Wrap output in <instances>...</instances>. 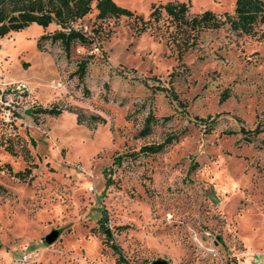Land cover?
<instances>
[{"label": "rangeland", "instance_id": "rangeland-1", "mask_svg": "<svg viewBox=\"0 0 264 264\" xmlns=\"http://www.w3.org/2000/svg\"><path fill=\"white\" fill-rule=\"evenodd\" d=\"M115 1L146 17L152 3L169 0ZM234 1L190 0L189 12H233ZM94 14L75 23L93 42L68 54L48 40L36 45L55 23L0 37V98L31 109L11 122L0 113V166H30L32 175L0 168V264H126L111 241L128 264H264V28H201L179 55L166 16L137 32L125 15ZM52 104L106 121L35 111ZM148 113L156 119L140 134ZM255 127L254 135L241 129ZM167 134L176 138L162 150L140 149ZM52 229L59 233L48 243Z\"/></svg>", "mask_w": 264, "mask_h": 264}, {"label": "trees", "instance_id": "trees-1", "mask_svg": "<svg viewBox=\"0 0 264 264\" xmlns=\"http://www.w3.org/2000/svg\"><path fill=\"white\" fill-rule=\"evenodd\" d=\"M189 1L169 0L164 3H152L148 15L144 17L142 14L135 12L134 9L121 5L115 0H0V37L12 30L22 29L31 22H36L44 28L51 23H55L57 27L53 30L41 32L37 36L36 45L38 49H41L43 41L48 40L49 42L57 43L68 54L72 45L77 42L81 44L93 42V36L75 24L78 19L90 12L92 8L95 9V19L104 20L108 17L121 15L131 18L134 21L137 32H142L152 27L158 28V22L160 28V20L166 16L163 24H165V30H167V40L176 44L179 55L195 43L197 30L201 28H219L224 24H228L229 28L247 34L257 33L259 26L264 28V0H235L233 12L224 11L220 14L215 13L211 9L190 13ZM90 57L91 54H87L77 60L74 73L78 79L83 78ZM155 88L166 91L172 98L177 99L178 103H181L170 86L157 85ZM64 110L74 111L76 113V121H84L89 126L106 121L101 114L90 113L87 115L79 107L52 104L35 108V111L50 115H58ZM162 118H167V116ZM155 119L156 117L152 113H148L139 133L146 134L150 132L151 125ZM203 121H208V119L204 118ZM241 129L252 135L260 131L257 127L249 130ZM228 132L231 131L228 130ZM246 137H248L247 140L250 139V135ZM175 138L176 134H167L162 141L144 144L140 149L146 152H157ZM191 160L189 170L197 165L196 160ZM113 161L116 160L114 159ZM0 168H6L12 175L21 180L32 177L30 166L13 170L9 163H4ZM106 218L105 212H102L99 217L102 226ZM110 246L117 253L118 262L129 263L117 243L111 241Z\"/></svg>", "mask_w": 264, "mask_h": 264}, {"label": "built area", "instance_id": "built-area-1", "mask_svg": "<svg viewBox=\"0 0 264 264\" xmlns=\"http://www.w3.org/2000/svg\"><path fill=\"white\" fill-rule=\"evenodd\" d=\"M25 87L23 83H19L15 85L16 90H22ZM26 108H21L18 104H15L13 100H4L2 101L0 98V113L1 117L6 122L15 121L17 119L18 114L23 112ZM26 255L24 254L23 257Z\"/></svg>", "mask_w": 264, "mask_h": 264}, {"label": "water", "instance_id": "water-1", "mask_svg": "<svg viewBox=\"0 0 264 264\" xmlns=\"http://www.w3.org/2000/svg\"><path fill=\"white\" fill-rule=\"evenodd\" d=\"M30 111H31L30 108H28V109L26 108L24 110L25 113H29ZM105 232H106L108 237L112 236L111 231H110L109 228H105ZM58 233H59L58 229H52L50 232H48L45 235V237H44L45 241L48 242V243L52 242L56 238ZM151 264H165V260L163 258H156V259L152 260Z\"/></svg>", "mask_w": 264, "mask_h": 264}]
</instances>
